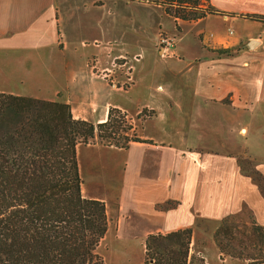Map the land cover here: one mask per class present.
<instances>
[{
	"label": "crops",
	"instance_id": "obj_1",
	"mask_svg": "<svg viewBox=\"0 0 264 264\" xmlns=\"http://www.w3.org/2000/svg\"><path fill=\"white\" fill-rule=\"evenodd\" d=\"M168 1L0 0V92L65 102L95 124L113 108L151 111L140 141L78 147L82 194L105 202L104 238L128 253L187 228L192 245L197 228L226 217L264 228V0H206L214 13L192 20ZM161 32L176 36L170 57ZM114 41L115 54L135 58L126 87L125 75L88 64Z\"/></svg>",
	"mask_w": 264,
	"mask_h": 264
},
{
	"label": "trees",
	"instance_id": "obj_2",
	"mask_svg": "<svg viewBox=\"0 0 264 264\" xmlns=\"http://www.w3.org/2000/svg\"><path fill=\"white\" fill-rule=\"evenodd\" d=\"M193 13L182 17L214 10ZM115 112L95 124L75 119L65 102L0 92V264H105L97 248L108 230L106 204L82 194L78 147L96 136L114 139ZM132 140L140 141L114 145ZM232 218L222 219L213 235L221 253ZM192 236V228L149 235L142 264H191Z\"/></svg>",
	"mask_w": 264,
	"mask_h": 264
},
{
	"label": "rangeland",
	"instance_id": "obj_3",
	"mask_svg": "<svg viewBox=\"0 0 264 264\" xmlns=\"http://www.w3.org/2000/svg\"><path fill=\"white\" fill-rule=\"evenodd\" d=\"M191 7H195L196 10H193ZM208 7L209 5L206 0H170L164 4L165 10L176 17L177 20H185L182 16L190 17L194 15L193 12L198 14ZM161 33L165 37L173 38V42H176V36L173 37L164 32ZM114 44H116L115 41L107 44L109 48L107 51L108 56L104 59V62L100 57L93 56L89 58L88 64L90 67H94V71L99 74V76L103 75L111 80H116L114 76L120 73L125 75L126 80L123 85L126 87L130 83L128 78L132 76V79H134L131 60L135 58L129 59L127 56L115 54L112 50ZM159 50L161 52L160 47ZM100 65H103V67L107 69L101 70ZM13 70L19 72L22 76L28 75L29 78H31L30 75L27 74L28 68L19 67L18 69L13 68ZM115 83H117V81H113V84ZM17 84L21 86V84ZM27 85L33 87L31 83H26V86ZM117 110L119 113L115 112L113 116V122L120 124L116 137L110 139L111 141H107L106 138L101 139L96 136L89 143L114 145L115 141L124 142L125 138H132L135 136L138 138L137 130L146 117L151 115V111L148 108H140L136 115L130 117L123 114L119 109ZM253 221L254 220L250 217L235 216L228 222L231 232L228 235H221L223 253L220 252L213 238L217 228L212 232H209V228H207L208 232L200 231L197 228L195 240L193 244L190 245V248H192L190 254L194 256L191 264H264V234H260L253 228ZM133 250L132 253H128V250H124L123 244L115 242L111 237L103 238L97 248V252L102 256L105 264L143 263L145 244H136Z\"/></svg>",
	"mask_w": 264,
	"mask_h": 264
},
{
	"label": "built area",
	"instance_id": "obj_4",
	"mask_svg": "<svg viewBox=\"0 0 264 264\" xmlns=\"http://www.w3.org/2000/svg\"><path fill=\"white\" fill-rule=\"evenodd\" d=\"M157 43L161 49L162 56L169 57V56H171V54L173 55V52H172V46L174 44L173 38L165 37L162 35V33H160V36L158 38ZM128 80L131 83L133 81L132 76L130 78H128Z\"/></svg>",
	"mask_w": 264,
	"mask_h": 264
},
{
	"label": "water",
	"instance_id": "obj_5",
	"mask_svg": "<svg viewBox=\"0 0 264 264\" xmlns=\"http://www.w3.org/2000/svg\"><path fill=\"white\" fill-rule=\"evenodd\" d=\"M252 42H254V41H252ZM252 42L250 44H252Z\"/></svg>",
	"mask_w": 264,
	"mask_h": 264
}]
</instances>
